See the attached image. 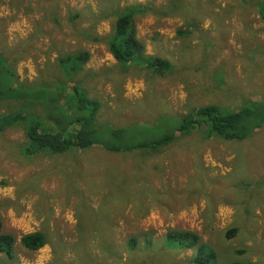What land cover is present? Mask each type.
Listing matches in <instances>:
<instances>
[{
	"label": "rangeland",
	"instance_id": "obj_1",
	"mask_svg": "<svg viewBox=\"0 0 264 264\" xmlns=\"http://www.w3.org/2000/svg\"><path fill=\"white\" fill-rule=\"evenodd\" d=\"M137 2L148 6L136 17L137 36L145 55L169 59L164 74L123 66L108 44L93 40L111 35L118 10ZM259 2L0 0V53L31 88L71 86L59 57L87 50L74 80L101 102L98 126L165 118L173 126L202 105L264 99ZM18 108L0 103V114ZM24 141L20 126L0 134V213L4 232L16 237L15 258L0 252V264H125L131 236L141 250L151 238L158 264L192 257L194 249H163L171 229L196 232L215 248V264H264V127L242 141L206 140L196 130L160 150L131 152L93 146L24 156ZM34 231L48 242L31 251L21 237Z\"/></svg>",
	"mask_w": 264,
	"mask_h": 264
},
{
	"label": "trees",
	"instance_id": "obj_2",
	"mask_svg": "<svg viewBox=\"0 0 264 264\" xmlns=\"http://www.w3.org/2000/svg\"><path fill=\"white\" fill-rule=\"evenodd\" d=\"M258 5L259 15L264 19V4L259 2ZM146 9L148 6L139 2L120 8L113 33L109 36L95 35L93 40H103L108 44L113 57L123 66L129 63L141 64L155 73L164 74L172 66L169 59L145 55L144 44L137 36L136 17L145 14ZM90 56L89 51L82 50L59 57L65 80L73 81L71 86L63 82L37 84L30 88L19 84L17 71L0 53V103L20 107L0 114V134L12 127H22L25 141L19 146V151L24 156L42 152L76 153L93 146H101L111 152L160 150L177 137L196 130H201L206 140L218 138L242 141L264 127V99L252 100L236 107L202 105L186 115L178 116L173 126L168 118L162 119L157 125L140 123L129 127L107 124L98 126L101 102L90 97L81 83L74 80ZM238 230L237 227L230 228L227 237H233ZM146 240V247L141 250L139 237L129 238V255L125 264H158L152 254V240L150 237ZM47 242L48 237L44 231L26 233L21 237V244L31 251L39 250ZM163 249L195 250L189 259H178L170 264H215L214 260L218 256L212 245L202 243L200 236L191 230H169ZM0 252L8 258L16 256V237L4 232L1 213ZM138 257L140 259H136ZM229 264L250 263L233 261Z\"/></svg>",
	"mask_w": 264,
	"mask_h": 264
}]
</instances>
